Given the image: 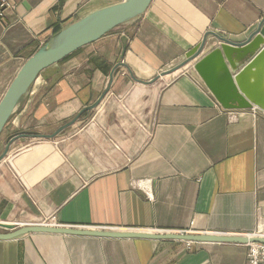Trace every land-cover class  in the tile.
<instances>
[{"label": "crops", "instance_id": "1", "mask_svg": "<svg viewBox=\"0 0 264 264\" xmlns=\"http://www.w3.org/2000/svg\"><path fill=\"white\" fill-rule=\"evenodd\" d=\"M122 0H9L0 20V100L55 32ZM264 0H152L138 17L43 70L0 147V229L247 235L264 228V112L223 109L192 62L213 33L237 40ZM203 53L218 45L211 35ZM8 231V230H6ZM240 243L28 233L0 240V264H245ZM261 264H264L262 262Z\"/></svg>", "mask_w": 264, "mask_h": 264}, {"label": "water", "instance_id": "2", "mask_svg": "<svg viewBox=\"0 0 264 264\" xmlns=\"http://www.w3.org/2000/svg\"><path fill=\"white\" fill-rule=\"evenodd\" d=\"M151 1L122 0L96 9L54 33L24 61L4 92L0 100V134L22 97L27 94L43 70L63 60L79 48L93 43L117 26L140 16ZM207 35H211L215 41H218V45L203 53L205 48L211 44L207 40ZM192 61V70L223 109L256 107L264 112V17L253 30L241 39L231 40L213 33L204 35L200 43L184 54L181 61L164 70L161 74L171 72ZM106 92L107 89L92 105L84 107L73 119L49 135H37L24 131L10 135L6 140V146L0 155V160L6 155L10 143L17 138L26 136L54 138L63 129L74 123L82 112L95 108ZM28 233L77 234L153 240L173 239L187 242L240 244L260 242L264 244V238L247 235L108 231L74 229L48 224L25 225L8 231H0V240H9Z\"/></svg>", "mask_w": 264, "mask_h": 264}, {"label": "built area", "instance_id": "3", "mask_svg": "<svg viewBox=\"0 0 264 264\" xmlns=\"http://www.w3.org/2000/svg\"><path fill=\"white\" fill-rule=\"evenodd\" d=\"M9 6V0H0V20L4 16V12ZM9 230L8 228H3ZM249 237H262L264 238V228L261 230L247 234ZM247 246L246 261L245 264H261L264 262V244L260 242H248Z\"/></svg>", "mask_w": 264, "mask_h": 264}, {"label": "rangeland", "instance_id": "4", "mask_svg": "<svg viewBox=\"0 0 264 264\" xmlns=\"http://www.w3.org/2000/svg\"><path fill=\"white\" fill-rule=\"evenodd\" d=\"M8 126L7 124L5 125L4 129L2 130L1 134H0V147L3 145V142L5 141V138H6V134H7V131H8ZM0 231H6L4 229H0Z\"/></svg>", "mask_w": 264, "mask_h": 264}, {"label": "trees", "instance_id": "5", "mask_svg": "<svg viewBox=\"0 0 264 264\" xmlns=\"http://www.w3.org/2000/svg\"><path fill=\"white\" fill-rule=\"evenodd\" d=\"M58 30H59V29H56L54 33H56ZM65 58H66V57H65ZM65 58H64V59H65Z\"/></svg>", "mask_w": 264, "mask_h": 264}]
</instances>
